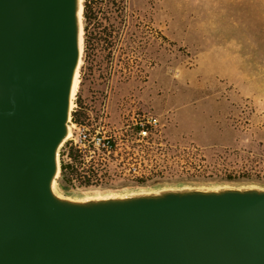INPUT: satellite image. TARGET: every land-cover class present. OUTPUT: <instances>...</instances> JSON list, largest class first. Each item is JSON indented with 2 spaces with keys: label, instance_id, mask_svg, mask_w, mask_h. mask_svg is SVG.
<instances>
[{
  "label": "water",
  "instance_id": "obj_1",
  "mask_svg": "<svg viewBox=\"0 0 264 264\" xmlns=\"http://www.w3.org/2000/svg\"><path fill=\"white\" fill-rule=\"evenodd\" d=\"M82 0H0V264H264V185L62 190Z\"/></svg>",
  "mask_w": 264,
  "mask_h": 264
},
{
  "label": "rangeland",
  "instance_id": "obj_2",
  "mask_svg": "<svg viewBox=\"0 0 264 264\" xmlns=\"http://www.w3.org/2000/svg\"><path fill=\"white\" fill-rule=\"evenodd\" d=\"M82 4L88 22L82 18L73 104L81 121L106 107V136L115 150L107 168H83L100 181L68 190L264 185V0ZM137 110L159 122L146 139L129 126ZM66 149L64 144L60 160ZM132 167L141 178L132 179Z\"/></svg>",
  "mask_w": 264,
  "mask_h": 264
},
{
  "label": "built area",
  "instance_id": "obj_3",
  "mask_svg": "<svg viewBox=\"0 0 264 264\" xmlns=\"http://www.w3.org/2000/svg\"><path fill=\"white\" fill-rule=\"evenodd\" d=\"M72 112L79 113L80 108L72 103ZM131 130L139 139H146L152 131L158 128V119L144 111L137 110L132 113L130 121ZM71 133L65 142L68 148L65 151V159L62 158L63 173L67 178V188L87 187L94 185L97 180L93 171H84L85 165L100 168H107L110 155L114 152L115 144L110 136H106L107 126L106 107H99L94 113H86V121H70ZM74 153V159L69 156ZM132 179H139L141 175L132 167Z\"/></svg>",
  "mask_w": 264,
  "mask_h": 264
},
{
  "label": "trees",
  "instance_id": "obj_4",
  "mask_svg": "<svg viewBox=\"0 0 264 264\" xmlns=\"http://www.w3.org/2000/svg\"><path fill=\"white\" fill-rule=\"evenodd\" d=\"M83 19L85 20V22H88V12H87V5L85 4V8H83V15H82ZM86 27H83V30L85 31ZM80 113H71V120L72 121H80L78 116ZM69 156H72L71 153H69ZM61 156V154H60ZM62 160V158H61ZM60 160V172L57 178L58 184L61 187L62 190H68L67 188V178L66 175L63 173V166Z\"/></svg>",
  "mask_w": 264,
  "mask_h": 264
},
{
  "label": "bare ground",
  "instance_id": "obj_5",
  "mask_svg": "<svg viewBox=\"0 0 264 264\" xmlns=\"http://www.w3.org/2000/svg\"><path fill=\"white\" fill-rule=\"evenodd\" d=\"M75 84H76V81H75ZM74 90H75V87H74ZM74 90H73V92H74Z\"/></svg>",
  "mask_w": 264,
  "mask_h": 264
}]
</instances>
